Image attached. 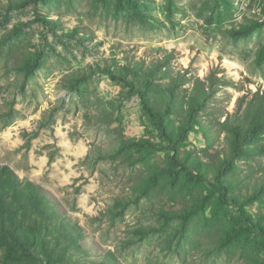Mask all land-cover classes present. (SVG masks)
<instances>
[{
	"label": "rangeland",
	"instance_id": "rangeland-1",
	"mask_svg": "<svg viewBox=\"0 0 264 264\" xmlns=\"http://www.w3.org/2000/svg\"><path fill=\"white\" fill-rule=\"evenodd\" d=\"M164 57L189 88L212 73L229 84L184 145L215 163L228 153L215 119L264 92V0H0V166L52 212L55 261L38 248L39 264H264V237L218 202L208 177L172 165L131 80L101 73ZM137 142L146 148H128ZM236 164L252 192L264 156ZM5 257L0 244V264H30Z\"/></svg>",
	"mask_w": 264,
	"mask_h": 264
},
{
	"label": "trees",
	"instance_id": "trees-1",
	"mask_svg": "<svg viewBox=\"0 0 264 264\" xmlns=\"http://www.w3.org/2000/svg\"><path fill=\"white\" fill-rule=\"evenodd\" d=\"M114 66H106L101 73L112 81L124 84L131 80L132 84H127L130 93L138 96L145 114L153 121L160 136L169 143L172 165L191 180L208 177L218 195V202L233 206L250 230L264 237V207L262 212L255 214L245 211V208L258 202L264 205V177L250 193L242 192L244 181L235 177L239 170L236 163L240 160L264 156V144H259L264 138V92L261 96L255 93L241 112L227 115L223 121L215 119L219 129L226 133L228 153L218 155L215 163L205 162L192 156L193 153L185 150L184 145L188 135L195 128L201 129L205 119H208L207 123L213 120L207 108L216 90L229 84L212 73L206 80L207 86L196 78L192 88H189L184 76L171 72L170 57L147 65L129 59L117 69ZM35 67V63L24 65L30 73ZM128 145V148H146L143 142ZM47 206L40 189L30 183H21L6 166H0V244L6 250L5 262L24 260L39 264L36 256L38 248L45 257V263L55 261L58 241L47 242V229L53 219ZM190 217L191 214L186 219ZM55 241L57 244H53Z\"/></svg>",
	"mask_w": 264,
	"mask_h": 264
}]
</instances>
